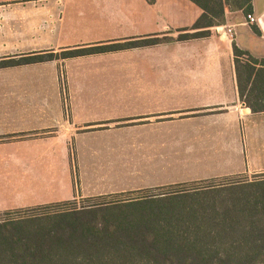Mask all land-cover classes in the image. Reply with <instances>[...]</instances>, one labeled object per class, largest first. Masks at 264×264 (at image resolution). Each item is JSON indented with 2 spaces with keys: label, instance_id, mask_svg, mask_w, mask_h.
Returning <instances> with one entry per match:
<instances>
[{
  "label": "rangeland",
  "instance_id": "374dc122",
  "mask_svg": "<svg viewBox=\"0 0 264 264\" xmlns=\"http://www.w3.org/2000/svg\"><path fill=\"white\" fill-rule=\"evenodd\" d=\"M54 1L56 15L50 25L24 22L32 20L26 18L30 10H23V17L18 19L13 11L0 7V51L16 53L0 59L54 55L102 44L151 45L65 59L55 57L36 68H0V97L59 102L65 113L70 111L72 102L79 100L87 104L81 110L84 117L121 119L116 127L112 125L117 123L102 121L96 127H82L80 132H85L82 136L59 138L67 144L66 149L39 153L29 158L28 166L21 170L15 168L18 163L8 161L7 166L14 167L0 170V176L5 177L0 180L13 181L16 172L26 170L40 182L53 183L55 195L50 203L17 206L15 186L7 181L0 184V223L125 200L163 197L169 201L168 198L176 197L203 204L223 186L263 176L239 170L223 174L230 158L225 151L217 150L220 138L217 132L203 138L175 133L154 136L127 127L144 121H130L126 118L128 114L143 110L148 104L181 100L175 86L164 94L143 89L141 83L178 80L180 74L173 69V46L186 29L194 31L191 28L200 11L193 3L62 0L60 8V1ZM255 2L260 9L264 7V0ZM227 20L225 14V23ZM165 46H171V50ZM73 121L81 125L83 120ZM10 141L14 138L8 135L5 142ZM11 149L8 146L7 153L15 152Z\"/></svg>",
  "mask_w": 264,
  "mask_h": 264
},
{
  "label": "trees",
  "instance_id": "16d2710c",
  "mask_svg": "<svg viewBox=\"0 0 264 264\" xmlns=\"http://www.w3.org/2000/svg\"><path fill=\"white\" fill-rule=\"evenodd\" d=\"M188 1L201 14L194 32L186 29L180 40L225 24L226 10L252 12V0ZM147 45L2 59L0 68ZM232 52L240 100L252 113L264 112V60L235 44ZM259 175L215 190L203 204L176 197L125 200L0 223V264H264V173Z\"/></svg>",
  "mask_w": 264,
  "mask_h": 264
},
{
  "label": "crops",
  "instance_id": "0c3cea01",
  "mask_svg": "<svg viewBox=\"0 0 264 264\" xmlns=\"http://www.w3.org/2000/svg\"><path fill=\"white\" fill-rule=\"evenodd\" d=\"M59 1L62 8V0ZM0 7L13 11L18 19L23 17V10H30L26 18L32 20L24 22L36 25L53 24L56 15L54 0H0ZM197 9L201 14V10L198 7ZM250 14L256 20L254 24L248 23L247 14L242 15L240 10H229L226 13L227 23L209 29L208 35L177 41L173 46L175 54L173 69L180 74L176 83L144 82L141 83L144 85L141 87L146 90L162 91L165 94L170 87L174 89L175 86L181 100L159 105L148 104L143 110L128 114L130 116L126 117L130 121H144L127 127L154 136L175 133L178 136L203 138L217 132L220 138L216 148L229 154L231 160L223 174H232L237 170L264 173V112L252 113L239 98L231 44L234 42L252 58L264 60V7L260 9L255 0H252ZM229 15L236 18L233 19ZM253 26L257 27L260 35L254 32ZM228 29L231 31L228 32ZM167 47H170L168 48L170 51L171 46H165V49ZM14 55L15 52L0 51L2 58ZM40 63L17 65L12 68H36ZM4 87L6 88L5 84ZM78 101L72 102L70 111L65 113L59 102L0 97V170L14 167L7 166L8 161L18 163L15 164V168L21 170L28 166L29 158L39 153L47 154L66 149L67 144L60 142L59 138L82 136L85 133L80 132L82 127H96L99 125L97 123L102 121L117 123L112 127L119 125L121 119L105 117L110 119L100 120L96 117H84L81 110L87 104ZM74 119L83 121L80 125L76 124ZM8 135L14 138V141L8 142L9 144L5 142ZM8 146L15 152L7 153ZM31 175L22 170L16 172L13 181L6 180L15 186L17 206L50 203L54 198L53 183L40 182ZM1 178L5 177L0 176ZM6 181L0 180V184ZM61 189H64V186Z\"/></svg>",
  "mask_w": 264,
  "mask_h": 264
},
{
  "label": "built area",
  "instance_id": "2783aa9c",
  "mask_svg": "<svg viewBox=\"0 0 264 264\" xmlns=\"http://www.w3.org/2000/svg\"><path fill=\"white\" fill-rule=\"evenodd\" d=\"M247 20H248V23L250 24H254L256 22L254 16H252L251 14H247ZM231 30L228 29V32H230Z\"/></svg>",
  "mask_w": 264,
  "mask_h": 264
}]
</instances>
